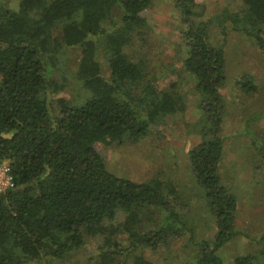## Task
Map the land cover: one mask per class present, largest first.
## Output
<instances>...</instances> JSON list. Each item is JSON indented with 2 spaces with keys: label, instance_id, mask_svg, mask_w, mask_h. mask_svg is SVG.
I'll list each match as a JSON object with an SVG mask.
<instances>
[{
  "label": "trees",
  "instance_id": "obj_1",
  "mask_svg": "<svg viewBox=\"0 0 264 264\" xmlns=\"http://www.w3.org/2000/svg\"><path fill=\"white\" fill-rule=\"evenodd\" d=\"M152 1L0 0V165L9 164L13 182L0 192V264L61 259L88 237L101 241L98 264H153L145 249L183 235L178 224L188 204L182 207L173 182L160 175L141 183L119 177L96 149L138 140L186 109L177 83L160 88L145 60L131 52L150 27L144 11ZM176 1L191 20L182 65L196 78L210 123L190 150V163L217 224L214 247L197 243L193 264H224L219 250L238 233L237 199L219 174L225 57L209 42L206 24L193 20L195 0ZM240 1L238 11L219 16L222 32L230 22L264 50V0ZM67 46L81 49L76 78L87 93L77 102L59 94L65 82L52 76ZM234 87L246 100L261 91L247 73ZM155 216L165 222L157 224ZM234 263L264 264L253 254Z\"/></svg>",
  "mask_w": 264,
  "mask_h": 264
},
{
  "label": "rangeland",
  "instance_id": "obj_2",
  "mask_svg": "<svg viewBox=\"0 0 264 264\" xmlns=\"http://www.w3.org/2000/svg\"><path fill=\"white\" fill-rule=\"evenodd\" d=\"M181 5L176 0H153L144 11L150 27L143 37L138 36L131 52L145 60L151 70L150 77H158L160 88L177 83L178 91L185 97V111L152 125L138 140L126 137L120 143L96 144L110 172L138 183L160 175V179L176 185L182 194V207L188 204L178 224L186 228L183 235L169 246L155 251L145 249V256L153 264H193L200 251L197 243L206 240L213 248L217 233L216 220L207 205L206 189L198 183L190 163L189 152L202 142V129L208 128L210 123L200 108L196 78L182 65L188 52L183 34L191 20L185 17ZM240 5V0H195L193 7L199 15L193 20L206 24L209 42L220 48L225 57L226 79L220 87L224 111L218 132L224 145L219 174L222 184L237 199L234 224L238 233L219 250L224 264H235L237 256L248 254L256 255L257 263L264 262V50L253 38L235 30L230 22L226 33L219 24L223 10L238 11ZM113 14L116 19L120 17L118 10ZM80 58L79 47L67 46L52 75L53 79L65 82L59 94L76 102L87 93L76 78ZM104 69L107 71L106 65ZM245 73L261 86L259 94L248 100L234 87L236 80ZM256 136L263 141L254 142ZM154 219L157 224L165 222L161 217ZM120 241H124L123 237ZM100 242V239L88 237L83 247L64 258L36 260L29 264H98L95 256Z\"/></svg>",
  "mask_w": 264,
  "mask_h": 264
},
{
  "label": "built area",
  "instance_id": "obj_3",
  "mask_svg": "<svg viewBox=\"0 0 264 264\" xmlns=\"http://www.w3.org/2000/svg\"><path fill=\"white\" fill-rule=\"evenodd\" d=\"M11 186H13V182L10 166L8 163H3L0 165V192L6 191Z\"/></svg>",
  "mask_w": 264,
  "mask_h": 264
}]
</instances>
